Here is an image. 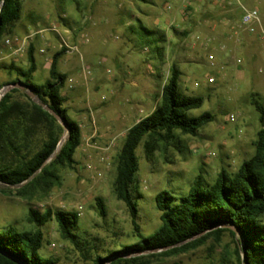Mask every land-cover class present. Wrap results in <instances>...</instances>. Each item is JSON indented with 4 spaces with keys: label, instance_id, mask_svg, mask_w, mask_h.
I'll return each mask as SVG.
<instances>
[{
    "label": "rangeland",
    "instance_id": "1",
    "mask_svg": "<svg viewBox=\"0 0 264 264\" xmlns=\"http://www.w3.org/2000/svg\"><path fill=\"white\" fill-rule=\"evenodd\" d=\"M254 7L264 15V0H20L19 16L0 40V104L9 95L10 103L31 106L26 93L14 90L16 75L4 66L28 70L32 47L31 82L43 84L60 54L58 71L67 76L61 95L69 118L81 128V145L73 166L55 163L68 138L64 131L45 165L47 174L22 186L0 183V230L39 229L44 258L93 264L96 256L160 228V192L180 198L200 176L212 184L222 170L236 172L253 156L264 126L253 105L254 99L264 105V38L240 23L244 8ZM14 36L25 42L18 54L5 44ZM173 64L181 72L180 91L204 98L191 115L210 113L214 120L197 136L174 131L168 139L146 137L140 144L132 187L136 229L131 210L115 192L118 155L128 130L159 104ZM46 139L47 131L36 129L30 150H39ZM30 210L75 213L76 238L65 239L55 218L39 227ZM235 239L224 232L186 252L129 255L122 264H240Z\"/></svg>",
    "mask_w": 264,
    "mask_h": 264
},
{
    "label": "trees",
    "instance_id": "2",
    "mask_svg": "<svg viewBox=\"0 0 264 264\" xmlns=\"http://www.w3.org/2000/svg\"><path fill=\"white\" fill-rule=\"evenodd\" d=\"M20 0H0V40L7 28L19 16ZM164 37V35L162 36ZM31 66L28 70L15 64L4 66L9 74H15L12 84H23L26 90L14 89L26 95L31 106L24 107L10 103L6 95L0 104V183L9 187L31 184L48 173L44 166L59 148L64 127L47 112L41 104L49 106L68 124V138L60 148L55 163L73 166L74 155L81 145V128L72 121L61 95L67 76L58 71L60 54L53 57L50 80L43 84L31 82L36 71L33 48L29 51ZM181 72L173 64L170 76L163 86L159 104L146 118L131 127L118 155L115 192L131 210L135 228L139 229L137 203L132 193L138 170L137 150L146 137L168 139L174 131L197 136L201 129L214 120L210 113L192 116L191 111L204 105L201 96H187L180 91ZM33 91L38 104L27 94ZM261 123L264 124V105L253 100ZM44 124L40 126L39 124ZM47 131V139L35 152L30 142L36 129ZM253 156L244 161L234 173L222 170L210 184L200 176L189 192L176 198L169 191H162L156 197V206L161 213L160 228L149 236L140 235L130 245H122L115 251L98 255L93 264H122L130 260L124 256L162 251L164 255L186 252L200 246L208 236H221L229 232L236 240L240 264H264V126L254 143ZM15 157L8 163L3 156ZM38 174V175H37ZM100 211L105 216L102 200H98ZM52 218L58 223L65 239H75L78 217L65 211H47L39 214L30 210V220L42 227ZM235 227V233L229 227ZM206 236V237H205ZM44 235L41 230L19 231L13 227L0 230V264H58L57 260L44 258L40 251Z\"/></svg>",
    "mask_w": 264,
    "mask_h": 264
},
{
    "label": "built area",
    "instance_id": "3",
    "mask_svg": "<svg viewBox=\"0 0 264 264\" xmlns=\"http://www.w3.org/2000/svg\"><path fill=\"white\" fill-rule=\"evenodd\" d=\"M240 23L250 35L264 38V15L258 7L249 9L244 8ZM5 42L8 47L15 48V52H17V54L23 50L25 43L18 36L9 38ZM213 80L214 79H211V81Z\"/></svg>",
    "mask_w": 264,
    "mask_h": 264
},
{
    "label": "water",
    "instance_id": "4",
    "mask_svg": "<svg viewBox=\"0 0 264 264\" xmlns=\"http://www.w3.org/2000/svg\"><path fill=\"white\" fill-rule=\"evenodd\" d=\"M14 87L20 90L25 91L26 90V86L23 84H14ZM27 94L35 101H38V97L34 94L33 91H27ZM42 107L49 112L65 129V131H68V124L66 122L65 119H63L60 115H58L54 110H52L49 106L45 105V104H41ZM47 163V162H46ZM46 163L44 164V166L46 165ZM27 183V182H26ZM23 183L22 185L26 184ZM21 185V186H22ZM229 229H231L232 231H234L235 233H239V231L235 228V227H229Z\"/></svg>",
    "mask_w": 264,
    "mask_h": 264
},
{
    "label": "crops",
    "instance_id": "5",
    "mask_svg": "<svg viewBox=\"0 0 264 264\" xmlns=\"http://www.w3.org/2000/svg\"><path fill=\"white\" fill-rule=\"evenodd\" d=\"M187 17L189 16V15H186Z\"/></svg>",
    "mask_w": 264,
    "mask_h": 264
}]
</instances>
